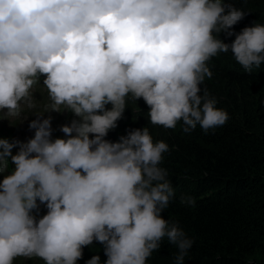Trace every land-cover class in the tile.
<instances>
[{
  "label": "clouds",
  "instance_id": "9594fccd",
  "mask_svg": "<svg viewBox=\"0 0 264 264\" xmlns=\"http://www.w3.org/2000/svg\"><path fill=\"white\" fill-rule=\"evenodd\" d=\"M246 14L224 0H0V113L35 109L41 77L49 100L28 125L34 138H0V264H77L94 241L106 264H147L165 237L184 264L194 242L162 216L175 196L159 166L168 144L148 127L105 137L129 97L144 100L152 125L182 121L185 133L199 125L206 134L223 126L227 112L200 85L221 52L249 72L264 63V24L233 31ZM64 111L79 119L53 140L44 114ZM40 205L47 213L37 219Z\"/></svg>",
  "mask_w": 264,
  "mask_h": 264
},
{
  "label": "trees",
  "instance_id": "16d2710c",
  "mask_svg": "<svg viewBox=\"0 0 264 264\" xmlns=\"http://www.w3.org/2000/svg\"><path fill=\"white\" fill-rule=\"evenodd\" d=\"M224 2L247 13L234 26L235 33L264 24V0ZM217 38L231 44L235 35L221 32ZM208 66L213 77L200 87L227 112L223 126L206 134L199 125L185 133L182 121L175 129L152 125L144 116L150 111L144 100L129 97L117 127L105 139L118 142L128 131L148 127L154 141L168 144L159 166L167 170L175 196L162 216L178 221L194 242L184 264H264V63L246 71L230 50L212 57ZM137 123L145 124L138 128ZM182 196L194 198L195 204L181 203ZM177 251L165 237L147 264H176ZM96 255L106 264L98 241L84 247L77 264Z\"/></svg>",
  "mask_w": 264,
  "mask_h": 264
},
{
  "label": "rangeland",
  "instance_id": "374dc122",
  "mask_svg": "<svg viewBox=\"0 0 264 264\" xmlns=\"http://www.w3.org/2000/svg\"><path fill=\"white\" fill-rule=\"evenodd\" d=\"M43 79L44 77H41L40 84H37L32 90L33 100L34 103L37 105L35 109L29 110L25 107L23 109L22 116L19 118H9L4 116L2 113H0V138L9 139L10 141L14 139H19L22 142H27L29 139L34 138V130H30L28 125L31 120L36 119L35 114L41 111L45 104L49 103L47 90L43 87ZM48 116L52 117L53 140L56 138H66L65 134L60 131L61 126L65 124H70L73 119H79V117H76L74 113L69 111H64L62 113L61 112L45 113L43 118H48ZM144 116L145 119L148 118L147 113L144 114ZM137 117L139 119V116ZM143 124L137 123L138 128L141 127ZM18 151H19L18 148H14L13 154L15 155ZM9 166L11 167L10 162H9ZM2 179L3 176H0V182H2ZM46 213H47L46 207L44 205H40L39 212L38 213L34 212V215H37V219H39ZM14 264H44V262L42 260H39L38 258H34V259L17 258L14 261Z\"/></svg>",
  "mask_w": 264,
  "mask_h": 264
}]
</instances>
